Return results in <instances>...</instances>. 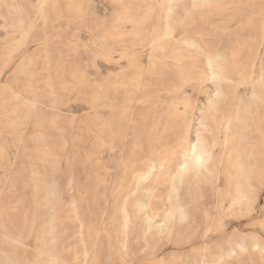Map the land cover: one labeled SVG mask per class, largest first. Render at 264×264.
Segmentation results:
<instances>
[{
  "label": "rangeland",
  "instance_id": "rangeland-1",
  "mask_svg": "<svg viewBox=\"0 0 264 264\" xmlns=\"http://www.w3.org/2000/svg\"><path fill=\"white\" fill-rule=\"evenodd\" d=\"M263 49L264 0H0V264H264Z\"/></svg>",
  "mask_w": 264,
  "mask_h": 264
},
{
  "label": "snow or ice",
  "instance_id": "snow-or-ice-1",
  "mask_svg": "<svg viewBox=\"0 0 264 264\" xmlns=\"http://www.w3.org/2000/svg\"><path fill=\"white\" fill-rule=\"evenodd\" d=\"M198 5L196 4H193V7H197ZM47 7V5L45 4H41L39 5V8H40V13H38V16H44V9ZM172 9H173V5H169V12L171 13L172 12ZM39 21L37 20V23ZM44 22L45 24L47 23V17L44 16ZM213 65H212V61L210 60L209 61V67L211 68ZM212 80L213 82L215 83L216 80H217V75L216 73L214 72L213 75H212ZM264 82V81H262ZM18 100L20 99L19 96L16 97ZM211 103V101H210ZM227 142V141H226ZM192 148V159L194 160L195 164L198 165V166H202L204 163H205V156L207 155V152L205 151V149L203 148V146L201 145V140H200V132L197 131V143L196 144H193L191 146ZM199 153V154H198ZM188 158V154H187V150H185V159ZM187 164H185L183 167L184 168H187Z\"/></svg>",
  "mask_w": 264,
  "mask_h": 264
},
{
  "label": "bare ground",
  "instance_id": "bare-ground-1",
  "mask_svg": "<svg viewBox=\"0 0 264 264\" xmlns=\"http://www.w3.org/2000/svg\"><path fill=\"white\" fill-rule=\"evenodd\" d=\"M5 1V0H4ZM56 3V2H55ZM4 8V7H3ZM235 9H237V8H235ZM47 11V10H46ZM13 13V12H12ZM239 13V12H238ZM5 18V17H4ZM228 21V20H227ZM5 23V22H4ZM55 23V22H54ZM254 23V22H253ZM256 24V23H255ZM37 34V33H36ZM221 34V33H220ZM58 35V34H57ZM210 41V40H209ZM262 41V40H261ZM211 42V41H210ZM214 43V42H213ZM108 44V43H107ZM256 47V46H255ZM241 49V48H240ZM264 50V49H263ZM242 55V54H241ZM125 66V65H124ZM127 72V71H126ZM205 76V75H204ZM252 79V78H251ZM224 80V79H223ZM202 81V80H201ZM251 83V82H250ZM245 86V85H244ZM2 89V88H1ZM249 89V88H248ZM16 90V89H15ZM197 91V90H196ZM105 93V92H104ZM136 93V92H135ZM14 98H16V97H14ZM123 99V98H122ZM119 100V99H118ZM30 101V100H29ZM123 101V100H122ZM134 101V100H133ZM21 102V101H20ZM34 103V102H33ZM21 106V105H20ZM36 106V105H35ZM34 106V107H35ZM26 111V110H25ZM24 111V112H25ZM225 111V110H224ZM11 112V111H10ZM147 113V112H146ZM17 117V116H16ZM24 117V116H23ZM63 117V116H62ZM16 119V118H15ZM56 122V121H55ZM77 125V124H76ZM132 136V135H131ZM17 138V137H16ZM22 138V137H21ZM172 140V139H171ZM193 143V142H192ZM20 145H21V143H20ZM3 148V147H2ZM5 151V150H4ZM15 152V151H14ZM48 161V160H47ZM154 164V163H153ZM259 165V164H258ZM207 167V166H206ZM259 167V166H258ZM214 169V168H213ZM145 174V173H144ZM129 175V174H128ZM143 177V176H142ZM54 180V179H53ZM44 197V196H43ZM56 198V197H55ZM21 201V200H20ZM16 202V201H15ZM159 206V205H158ZM4 222V221H3ZM6 227H7V225H6ZM50 227V226H49ZM8 231V230H7ZM10 234V233H9ZM12 234V233H11ZM169 234V233H168ZM170 235V234H169ZM57 236V235H56ZM166 236H167V234H166ZM165 236V237H166ZM121 241V240H120ZM47 245V244H46ZM45 247V246H44ZM228 262V261H227ZM58 263V262H57Z\"/></svg>",
  "mask_w": 264,
  "mask_h": 264
}]
</instances>
